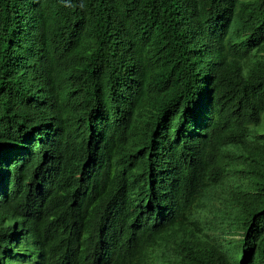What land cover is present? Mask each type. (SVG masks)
<instances>
[{"label": "trees", "instance_id": "obj_1", "mask_svg": "<svg viewBox=\"0 0 264 264\" xmlns=\"http://www.w3.org/2000/svg\"><path fill=\"white\" fill-rule=\"evenodd\" d=\"M263 115L264 0H0V264H264Z\"/></svg>", "mask_w": 264, "mask_h": 264}, {"label": "clouds", "instance_id": "obj_2", "mask_svg": "<svg viewBox=\"0 0 264 264\" xmlns=\"http://www.w3.org/2000/svg\"><path fill=\"white\" fill-rule=\"evenodd\" d=\"M213 211H215V212H216V208H215V209H213ZM159 264H161V262H160Z\"/></svg>", "mask_w": 264, "mask_h": 264}, {"label": "rangeland", "instance_id": "obj_3", "mask_svg": "<svg viewBox=\"0 0 264 264\" xmlns=\"http://www.w3.org/2000/svg\"><path fill=\"white\" fill-rule=\"evenodd\" d=\"M263 118H264V115H263ZM264 131V129L262 130V132Z\"/></svg>", "mask_w": 264, "mask_h": 264}]
</instances>
